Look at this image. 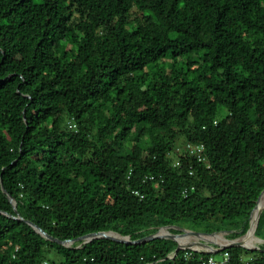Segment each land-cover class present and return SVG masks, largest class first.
<instances>
[{
    "label": "trees",
    "instance_id": "16d2710c",
    "mask_svg": "<svg viewBox=\"0 0 264 264\" xmlns=\"http://www.w3.org/2000/svg\"><path fill=\"white\" fill-rule=\"evenodd\" d=\"M263 162L264 0H0V264H201L173 240L67 247L14 217L61 241L175 226L224 245Z\"/></svg>",
    "mask_w": 264,
    "mask_h": 264
},
{
    "label": "water",
    "instance_id": "95a60500",
    "mask_svg": "<svg viewBox=\"0 0 264 264\" xmlns=\"http://www.w3.org/2000/svg\"><path fill=\"white\" fill-rule=\"evenodd\" d=\"M4 192H6L4 190ZM264 194V191L261 193L258 201H257V204L250 216V228L249 230L241 237L237 238V239H233V240H229L227 239V241H229L230 243L229 244H226V245H220V244H217V243H214L210 240H207L205 238H203V236H217V235H223L225 234L226 232H222V233H213V234H209V233H203V232H199V231H193V230H188V229H184V228H179V227H175V226H168V227H162L160 228L156 233H152L150 234L149 236H146L144 238H141V239H138V240H131L129 238H126L116 232H98V233H90V234H87V235H84V236H81L77 239H74V240H66V241H61L59 239H56L50 235H48L43 229H41L39 226H37L36 224H34L33 222H30V221H27V220H24L22 217H14L15 219H19L21 221H25L26 223H28L30 226H32L39 234L43 235L45 238L53 241V242H56L60 245H63V246H71L73 245L74 243H77V242H83L84 244L85 243H89L95 239H100V238H104V239H109V240H112V241H115V242H119V243H123V244H128V245H139V244H144V243H147V242H150V241H153V240H156V239H169V240H173L175 241L178 246H177V249L175 251V255L173 258H175L179 252L181 250H183L184 248H191V247H200V248H203L205 249L206 253H209V254H218L226 249H229V248H234V247H242L244 249H247V250H250V251H261V252H264V249H261L260 247H247L244 245L243 241H244V237H246L252 226H253V217H254V213L256 210L257 211V215H256V220L254 222L255 224V229H254V232L253 234L255 235L256 234V231H257V227H258V224L260 222V218H261V215L264 211V207L263 208H260L259 209V203H260V200L262 198ZM8 198L10 200L11 203H13V206L14 208L16 209V205L14 203V199L8 195ZM177 229V230H180L181 232L180 233H172L168 230L170 229ZM166 230L167 233H164L162 234L161 233V230ZM110 233L112 234H117L119 237H116V236H112L110 235ZM194 237V238H197V242L195 241H192V242H187L185 244H181L178 240L179 237ZM256 236V235H255ZM259 242H263L264 241L262 239H258ZM210 244H213L214 246L210 245Z\"/></svg>",
    "mask_w": 264,
    "mask_h": 264
},
{
    "label": "built area",
    "instance_id": "2783aa9c",
    "mask_svg": "<svg viewBox=\"0 0 264 264\" xmlns=\"http://www.w3.org/2000/svg\"><path fill=\"white\" fill-rule=\"evenodd\" d=\"M177 154H181L183 152H188L190 155L196 156L199 160H205L203 158L204 153V146L203 145H193L191 143H186L181 146H178L175 150ZM176 165H179V162H176ZM264 165V162H263ZM183 257L185 259H190L193 256L194 252L205 251V249L200 247H191V248H184L183 250ZM201 264H231V255L229 252H224L221 254L220 259H216L214 256H210L208 258L201 257ZM43 264H49L45 261Z\"/></svg>",
    "mask_w": 264,
    "mask_h": 264
},
{
    "label": "bare ground",
    "instance_id": "6f19581e",
    "mask_svg": "<svg viewBox=\"0 0 264 264\" xmlns=\"http://www.w3.org/2000/svg\"><path fill=\"white\" fill-rule=\"evenodd\" d=\"M263 207H264V205H263V206H259V209H260V208H263ZM257 211H258V210H256L255 213H254V217H253V226H252V228H251L249 234H248L246 237L243 238V239H244L243 243H244V245L247 246V247H250V246L248 245V242L251 241V240H250V237H256V236L253 234V232H254V229H255V224H254V222H255V220H256L255 216H256V214H257ZM110 235H111V233H110ZM112 236H113V235H112ZM116 237H119V236H116ZM203 238H205V237H203ZM205 239H206V238H205ZM178 240H179V242H180L181 244H185V243H187V242H192V240H191L189 237H179ZM182 241H183V242H182ZM212 242H214V241H212ZM214 243H217V242H214ZM229 243H230V242L228 241V242H226L224 245L229 244ZM217 244H219V243H217ZM220 245H223V244H220ZM250 248H252V247H250Z\"/></svg>",
    "mask_w": 264,
    "mask_h": 264
},
{
    "label": "rangeland",
    "instance_id": "374dc122",
    "mask_svg": "<svg viewBox=\"0 0 264 264\" xmlns=\"http://www.w3.org/2000/svg\"><path fill=\"white\" fill-rule=\"evenodd\" d=\"M223 114H226V111H223ZM183 142L181 141L179 144H182ZM169 231V230H168ZM224 235V234H223ZM192 241H198L196 238H194V237H191L190 238ZM259 238L258 237H250V240L251 241H249L248 242V245L250 246V247H260L262 244H263V242H259V240H258ZM183 242V241H182ZM210 245H212V246H214L213 244H210ZM214 247H216V246H214ZM214 257L216 258V259H220L221 258V253L220 254H215L214 255ZM49 263V262H48Z\"/></svg>",
    "mask_w": 264,
    "mask_h": 264
}]
</instances>
